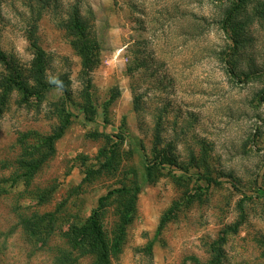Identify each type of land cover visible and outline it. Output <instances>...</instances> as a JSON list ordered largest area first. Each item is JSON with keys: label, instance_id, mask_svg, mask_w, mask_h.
Listing matches in <instances>:
<instances>
[{"label": "rangeland", "instance_id": "rangeland-1", "mask_svg": "<svg viewBox=\"0 0 264 264\" xmlns=\"http://www.w3.org/2000/svg\"><path fill=\"white\" fill-rule=\"evenodd\" d=\"M0 49V264H94L81 226L134 182L119 250L120 201L101 218L111 264H264V0H0Z\"/></svg>", "mask_w": 264, "mask_h": 264}, {"label": "trees", "instance_id": "trees-1", "mask_svg": "<svg viewBox=\"0 0 264 264\" xmlns=\"http://www.w3.org/2000/svg\"><path fill=\"white\" fill-rule=\"evenodd\" d=\"M74 7V6H73ZM238 10V5H235L229 12L227 16L226 22L229 21L230 18L233 17L234 13ZM71 20L66 24L72 31L78 34V38L81 40V43L78 41H72V44L79 49L84 60V65H87L91 62V47H94V42L89 38V30H87V22L84 18L79 15L78 7H74L72 11ZM225 29L227 30L226 24H224ZM33 47L36 52L35 65L37 67V73L42 72L46 67V58L43 49L36 43L33 42ZM0 59L8 62L7 55L0 49ZM248 77H250L248 75ZM64 84L59 83V88L64 89ZM27 89L25 88V93ZM64 126H60L58 130L51 133L48 136L43 137L45 145L47 148L54 152L55 142L63 135ZM159 140V135L155 136ZM49 153L43 152L41 158H36L34 160H30L27 162V165L30 167L28 176L26 175L27 180H30L33 174L37 171V169L42 165V163L46 160V156ZM114 156V151H112ZM112 156V159H113ZM166 160L176 164L177 157L166 155ZM111 159V161H112ZM110 161V159H109ZM157 163V162H154ZM163 164V163H162ZM158 165V163L156 164ZM109 166V165H108ZM154 164H150L147 166V177L152 179L154 176ZM214 183L219 184L217 180H211ZM210 185V182H209ZM140 191V187L137 182L132 183L130 186H122L120 188H116L110 190L107 195L103 196L99 200V205L94 209L93 213L87 218L86 222L81 226L80 229V238L76 241L75 247L80 248L79 251L81 255L91 253L94 256V264H111V249L109 243L106 238L105 230L102 225V215L105 212L106 207L111 203V200L120 201V217H121V225L120 232L118 234V239L114 244V248L116 250L120 249V244L124 240V233L126 231V227L130 224L134 217L135 206L137 194ZM174 209L169 210V212L163 218V223L172 217L174 214ZM59 264V261H57Z\"/></svg>", "mask_w": 264, "mask_h": 264}]
</instances>
